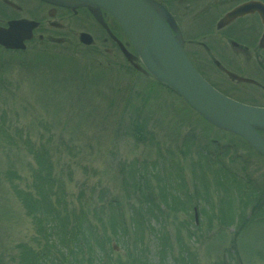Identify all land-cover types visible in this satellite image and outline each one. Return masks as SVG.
<instances>
[{
    "label": "rangeland",
    "instance_id": "1",
    "mask_svg": "<svg viewBox=\"0 0 264 264\" xmlns=\"http://www.w3.org/2000/svg\"><path fill=\"white\" fill-rule=\"evenodd\" d=\"M78 13L60 21L66 43L35 36L24 51L0 48V264H29L27 247L51 251L48 217L35 220L17 194L47 174L39 151L55 179L39 188L55 202L60 227L84 209L103 238L101 251L89 233L74 236L89 254L69 255V264H98L105 254L108 264H136V253L147 264H264V157L158 83L110 16L100 15L103 26L95 10ZM82 31L92 45L79 43ZM133 164L154 193L142 225ZM113 220L126 223L120 235ZM65 259L50 252L42 263Z\"/></svg>",
    "mask_w": 264,
    "mask_h": 264
},
{
    "label": "flooded vegetation",
    "instance_id": "2",
    "mask_svg": "<svg viewBox=\"0 0 264 264\" xmlns=\"http://www.w3.org/2000/svg\"><path fill=\"white\" fill-rule=\"evenodd\" d=\"M148 1L207 81L241 103L264 108V0ZM245 3L251 6L230 16ZM83 9L89 8L75 0H0V26L10 20L34 19L39 22L33 30L37 39L62 44L71 38L56 33L64 30L60 21ZM101 14L108 16L97 9L99 22Z\"/></svg>",
    "mask_w": 264,
    "mask_h": 264
},
{
    "label": "water",
    "instance_id": "3",
    "mask_svg": "<svg viewBox=\"0 0 264 264\" xmlns=\"http://www.w3.org/2000/svg\"><path fill=\"white\" fill-rule=\"evenodd\" d=\"M77 1L109 13L153 77L178 93L203 118L243 137L264 155V139L256 131L258 127L264 128V108L236 102L206 82L152 3L148 0ZM36 25L32 20L10 21L7 28L0 27V44L6 48H23V40L31 38ZM79 39L86 45L92 43V37L84 32Z\"/></svg>",
    "mask_w": 264,
    "mask_h": 264
},
{
    "label": "trees",
    "instance_id": "4",
    "mask_svg": "<svg viewBox=\"0 0 264 264\" xmlns=\"http://www.w3.org/2000/svg\"><path fill=\"white\" fill-rule=\"evenodd\" d=\"M136 129L140 130L139 127H137ZM43 153H44L43 151H39L35 155H39L40 164L42 165V168L46 170L47 174L44 177L36 175L35 176L36 181L33 182L32 184L33 188L32 189L29 188L30 190H27V191H23L19 189V191H17V194L20 196L21 198L20 200L23 201V203L25 204L27 209L30 211L32 216L35 218V220L39 221L43 217H48V220L43 221L44 223H42V225L44 226L43 228L46 232L51 231L52 234L54 235L53 241H51V239H49L48 236L46 239V245L48 244L47 248L52 249L50 252H54L58 255H63L64 254L63 247H66V245H68L69 243H72L73 248H75V251L77 252H79V250L82 251L83 250L82 239H79L76 242L73 241V239H74V236L78 238L77 237L78 234H85L86 232L91 233L89 226H87L86 221L83 217L84 212L81 210V212L78 213V211L73 210L69 214L70 219L67 217L64 218L65 221L64 219H62L64 223L62 224V227H60L61 222L58 223L56 219L57 209H54V207L56 206L55 202L51 201L50 200L51 197H49L47 194L40 191L39 183L41 181L47 182L49 183V185L53 187L54 186L53 182L55 180L54 178H51L50 176V172H49L50 165L48 164L49 162H48L47 156ZM130 177L133 178V183L131 184H133V188L138 191L139 198L142 199L143 202H146V203L148 202V204L149 203L153 204V193L150 189V185L148 182H146V179H144L145 178L144 174L139 173L138 175H136V169L134 167V164L132 165V168H131ZM141 177L145 181L144 184L140 183L139 178ZM158 178L159 177L157 176V179ZM164 192L165 191H163L162 193V202L167 203V196ZM57 205H60V204H57ZM152 211L153 209L151 210V208L149 207L148 214L150 212L152 213ZM52 212H54V214ZM70 220H72L73 222L70 223ZM47 221H49V223H47ZM114 224H116V222H114L113 220V225ZM51 225L53 227H50ZM57 226L60 227L58 229L59 230L61 229V231L60 232L57 231V234H56L55 229ZM58 249H61L62 251H59ZM50 252L49 251L48 253L32 252L31 250L28 251V247H27L26 251L23 253V256L25 257V263L43 264L42 261L46 259L47 254H49ZM79 263L81 264L82 262L80 261Z\"/></svg>",
    "mask_w": 264,
    "mask_h": 264
}]
</instances>
